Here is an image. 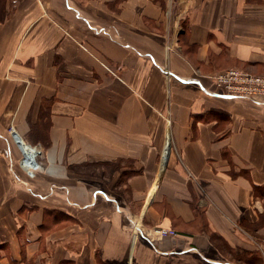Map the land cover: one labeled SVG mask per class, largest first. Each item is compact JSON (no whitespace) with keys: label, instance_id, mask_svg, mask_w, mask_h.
<instances>
[{"label":"crops","instance_id":"crops-1","mask_svg":"<svg viewBox=\"0 0 264 264\" xmlns=\"http://www.w3.org/2000/svg\"><path fill=\"white\" fill-rule=\"evenodd\" d=\"M232 68L264 75V0H0V264L264 263V109L215 93Z\"/></svg>","mask_w":264,"mask_h":264},{"label":"built area","instance_id":"built-area-1","mask_svg":"<svg viewBox=\"0 0 264 264\" xmlns=\"http://www.w3.org/2000/svg\"><path fill=\"white\" fill-rule=\"evenodd\" d=\"M215 82L218 88V92L221 95L227 96L229 98H245L253 101L257 106L264 109V75L252 74L240 69L232 68L224 72L217 74L215 77ZM11 133L15 134L22 140L24 145L28 146L31 150H35V155L39 157L41 154V149L39 146L32 147L27 144L12 127L10 128ZM16 142V141H15ZM17 144V142H16ZM18 145V144H17ZM19 147V146H18ZM37 149H39L37 151ZM21 152V157L18 161V167L21 171L30 179L35 178L39 170L41 169L40 162L36 159V156L29 159L26 151L23 147H19ZM15 178L20 179L19 175L14 172ZM56 186L52 185L51 189H55ZM138 231V230H137ZM157 236L164 238L167 236L176 237L178 232L171 228H158L156 229Z\"/></svg>","mask_w":264,"mask_h":264},{"label":"rangeland","instance_id":"rangeland-1","mask_svg":"<svg viewBox=\"0 0 264 264\" xmlns=\"http://www.w3.org/2000/svg\"><path fill=\"white\" fill-rule=\"evenodd\" d=\"M27 144H29V145H31L33 148L34 147H37L38 145H34V144H31V143H29V142H26ZM17 149H18V151H19V153H20V155H19V157H18V160H17V166H18V161H19V159H20V157H21V152H20V150H19V147H18V145H17ZM13 168V167H12ZM15 172H16V174H18L20 177H23V176H26L22 171H21V169L18 167V169H16L15 170ZM27 180H31L29 177H25ZM26 180V181H27ZM28 185H31L29 182H28ZM253 241H254V243L256 244V246L258 245V247L259 248H261L259 245H261V244H258V240H256V239H253ZM263 249H264V247H263ZM263 249L261 248V250L263 251ZM260 252V251H259ZM261 254H263L264 255V251L263 252H260ZM252 257V264H264V263H262V262H259V263H257V262H255L256 260V257L254 256H251ZM250 257V258H251Z\"/></svg>","mask_w":264,"mask_h":264},{"label":"bare ground","instance_id":"bare-ground-1","mask_svg":"<svg viewBox=\"0 0 264 264\" xmlns=\"http://www.w3.org/2000/svg\"><path fill=\"white\" fill-rule=\"evenodd\" d=\"M13 138H14V140L17 142V144H18V146L21 148V147H23L24 148V150L26 151V153H27V155H29V159L28 160H30V162H31V159H33L36 155H35V153H36V151L34 150H31L30 148H28V146H26V145H24V143L22 142V140L20 139V138H18V136H16L14 133H13ZM168 143H169V141H168ZM167 148V147H166ZM39 149H37V151H38ZM167 151H165V153H166ZM34 156V157H33ZM36 159L39 161V157L38 156H36ZM40 162V161H39Z\"/></svg>","mask_w":264,"mask_h":264}]
</instances>
